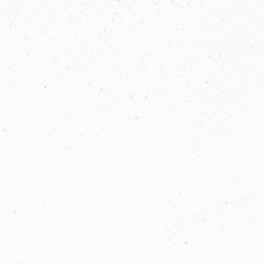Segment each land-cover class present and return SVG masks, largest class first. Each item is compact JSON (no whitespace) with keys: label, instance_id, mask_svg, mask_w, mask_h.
I'll list each match as a JSON object with an SVG mask.
<instances>
[{"label":"snow or ice","instance_id":"6c2138e0","mask_svg":"<svg viewBox=\"0 0 264 264\" xmlns=\"http://www.w3.org/2000/svg\"><path fill=\"white\" fill-rule=\"evenodd\" d=\"M0 264H264V0H0Z\"/></svg>","mask_w":264,"mask_h":264}]
</instances>
